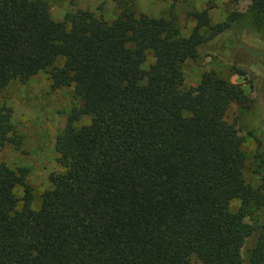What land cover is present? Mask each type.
Listing matches in <instances>:
<instances>
[{
  "label": "trees",
  "instance_id": "trees-1",
  "mask_svg": "<svg viewBox=\"0 0 264 264\" xmlns=\"http://www.w3.org/2000/svg\"><path fill=\"white\" fill-rule=\"evenodd\" d=\"M111 1V20L88 9L56 20L47 0H0V93L44 72L80 99L36 206L26 169L0 162V264H264V177L245 179L225 118L244 90L212 70L183 83V63L227 25L193 11L185 36L174 15ZM248 1L264 13V0ZM239 58L254 70L255 57ZM13 128L0 104V145Z\"/></svg>",
  "mask_w": 264,
  "mask_h": 264
},
{
  "label": "rangeland",
  "instance_id": "rangeland-1",
  "mask_svg": "<svg viewBox=\"0 0 264 264\" xmlns=\"http://www.w3.org/2000/svg\"><path fill=\"white\" fill-rule=\"evenodd\" d=\"M47 5L56 20H62L66 12L84 9L111 20L116 11L111 0H47ZM202 9L208 10L212 25L225 24L228 29L208 41L196 58L183 63V83L185 88L195 86L203 72L212 70L244 90V103H232L225 118L238 130L242 140L245 179L258 184L264 177V64H257L259 58L264 63V13H258L248 0H136L138 12L174 15L185 36L195 25L193 11ZM228 36L234 37L235 42L224 46ZM245 54L255 57L254 70L239 65L242 61L239 57ZM145 68L146 64L141 72L142 81ZM79 103L72 87L53 88L44 72L26 81L12 80L0 93V104L11 109L14 124L11 140L0 145V162L15 171L26 169L33 206L38 204L41 193L51 187L50 174L61 170L55 139L70 109ZM17 193L21 194L22 190ZM237 205L238 202H233L231 207ZM192 262L200 264L195 258Z\"/></svg>",
  "mask_w": 264,
  "mask_h": 264
}]
</instances>
